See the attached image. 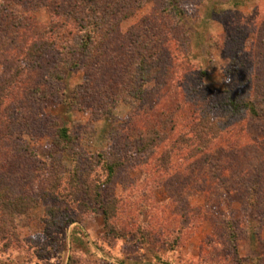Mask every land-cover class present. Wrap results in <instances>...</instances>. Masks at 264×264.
<instances>
[{
	"label": "rangeland",
	"instance_id": "1",
	"mask_svg": "<svg viewBox=\"0 0 264 264\" xmlns=\"http://www.w3.org/2000/svg\"><path fill=\"white\" fill-rule=\"evenodd\" d=\"M92 1L0 0V183L32 203L0 264H264V115L226 103L264 81V0H147L87 51ZM190 101L220 127L203 148L185 130ZM175 111L171 136L153 115ZM150 133L165 138L138 152ZM111 161L124 166L101 192L118 207L110 227L93 197L44 198L76 170L103 182Z\"/></svg>",
	"mask_w": 264,
	"mask_h": 264
},
{
	"label": "trees",
	"instance_id": "2",
	"mask_svg": "<svg viewBox=\"0 0 264 264\" xmlns=\"http://www.w3.org/2000/svg\"><path fill=\"white\" fill-rule=\"evenodd\" d=\"M146 1L147 0H138L139 3L134 7L135 2H136L135 0H93L91 2L92 4H90L89 6H86V9H89V11L91 12L90 15L86 14L84 16L88 17L87 20H88L89 25H91L92 23H96V22L99 24L98 25L92 24L93 29H95L94 34L87 33V35H85L87 36L86 38L87 42H85V45L82 46V49L84 48V50L88 51L90 49L89 47H91L93 50V48H95L94 43L98 44L97 40H95L96 37H101V36L104 37L108 35L107 32H104L103 28L107 30L111 29L112 25L110 24V22L113 16H122L121 17L122 20L127 19L131 17L138 8H140L144 3H146ZM88 2H90V0H88ZM175 12L177 13L176 10ZM33 44L27 50L28 56L32 58V63L34 62L33 60L35 59H37L39 62L41 60L43 61V58L45 57L44 55L47 54L48 49L46 48V46L42 45L43 46L42 47L41 45L38 46L35 43ZM72 48L73 47L69 49L71 50V52L73 51ZM78 49H77V52H78ZM67 59L68 57L61 56L60 64L62 65V63L63 64L67 63ZM257 60L259 61V59ZM140 63L141 65L139 66H141V68L139 70V76H141V78H144L145 81H147L152 76V74H151V68H147L146 57ZM60 64L56 65V67L62 68ZM77 64L78 63L76 62V63H73L72 65L77 66ZM252 76H253V73L251 74V77ZM254 88L256 90V91L254 90L256 94L255 95L252 94L247 100H241V99H240L241 101H236V100L230 101L229 99L227 100L226 103L229 105V108L232 114L233 113L238 114V113H242L243 111H248L254 117H261L264 115V102H259L258 100V97L263 96L262 101H264V81L262 82L261 80H258ZM262 90L263 92H261ZM190 104H191V111H190L191 116L186 122L185 130H188V132L191 133V136L188 138V140H191L189 141L191 144V147H194L196 144H198L199 147L200 146L202 147L203 144H206L208 140L207 135H206V131H207L206 129H208V127L211 126L214 133L216 132L215 138H218L219 137L218 130L220 127H218V124L214 122L215 120L213 118L212 119L210 118V120L213 121V124L211 125V121L207 119L205 120L204 116H201V115L196 116V109L198 106L199 107L201 106L200 102L198 103L195 102L196 105H194L192 101H190ZM181 108H178V110L182 112L183 110ZM169 112L170 110L167 111L166 115ZM183 114L184 113L180 114V116L182 117L185 116ZM163 116L165 115L161 114L160 112L153 115L154 119L158 122V124L160 123V120H161V124L164 125L165 127L171 126V128L167 131L168 132L170 131L171 136L175 135V130L179 128V126L182 125L181 123L179 124L173 123L174 122L173 118L175 116L176 117L178 116L177 112L175 111L173 114L165 116L166 117L165 120ZM198 117H201V119ZM228 127H231V126L229 125L225 129L223 128L222 132L224 131L225 133ZM151 134L152 133H150L149 136ZM159 134H160V131H159ZM156 136L159 138V140L158 138L156 140L155 138ZM164 138L165 136L160 137V135L153 134L150 136L149 140L147 141L143 140L141 143L138 142L137 144L138 147H136L135 149H137L138 152H147L151 145L158 144L159 142H160L159 144H161L162 143L161 141ZM56 142H57L56 145H57L58 150H66V149L71 148L73 144L72 131L70 129H59L57 132ZM176 143L177 142H175V144ZM174 150L171 151V155L173 154ZM49 157H51V155ZM123 166L124 164L120 161H114V162L111 161V163L106 162L105 164L106 177L103 182L102 181L100 182L95 179H90L91 176L89 174H85L82 171L80 173V170L73 171L72 175H70L68 180L65 182V185L67 187L66 193H61L62 195L58 193L60 186H61L60 185L59 187L53 189L52 192L48 193V190H47L43 196L45 199L51 198L54 196H58L59 198H66L64 196H67L71 198L74 197L75 199L79 198L82 195H86L87 198L93 197L95 199V204L98 206V208H101L103 210V214L105 217V223H106L105 225L107 227H110L111 226L110 220L113 217V213L116 214L118 207H117L116 202H113V203H110V201L103 202V200L101 199V192L105 186L111 184L114 181V179L117 177L119 171L123 168ZM161 168L164 169V166H162ZM44 176H40L39 179L35 183L39 184V182L41 181H43L42 183L44 182L47 183L48 179L45 178ZM20 182L21 184H23V180L20 179ZM9 184L11 186V181H9ZM10 186L0 183V240H3V241H6L9 235H11L12 238H14L17 235L16 233L17 232L16 231L17 217L27 214L32 208L31 207L32 203H30L31 198L25 194L16 193L14 190L11 189ZM92 210H93L92 212H94L95 209H92Z\"/></svg>",
	"mask_w": 264,
	"mask_h": 264
}]
</instances>
